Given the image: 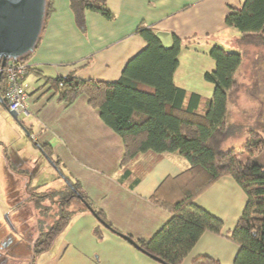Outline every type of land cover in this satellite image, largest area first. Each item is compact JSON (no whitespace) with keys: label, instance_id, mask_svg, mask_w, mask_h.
Returning <instances> with one entry per match:
<instances>
[{"label":"crops","instance_id":"0c3cea01","mask_svg":"<svg viewBox=\"0 0 264 264\" xmlns=\"http://www.w3.org/2000/svg\"><path fill=\"white\" fill-rule=\"evenodd\" d=\"M242 3L243 0H106L112 17L86 10L80 26L70 0H53L40 39L27 58L31 70L22 79L27 87L23 101L25 124L31 129V134L26 135L33 143L31 151L27 146L25 155L22 149L14 148L13 154L8 149L12 147L7 144L13 125L0 95V184L7 182L1 177L6 175L12 184L8 197L12 200L20 189L27 197L24 185L34 175L35 162L45 160L63 185L66 176L77 180L113 228L134 240L150 239L171 217L167 209L151 201L152 195L162 184L163 195L170 194L174 187L169 185L170 179L188 170V160L176 151H146L130 163L128 179L120 181L124 155L121 137L101 120L100 110L89 105L86 94L78 95L70 104L60 102L50 82L69 74L83 80H118L126 63L146 46L138 28L148 27L165 46H170L175 37L181 41L174 84L210 96L211 84L205 92L198 88L204 84V72L214 68L210 48L218 44L244 54L252 46H237L240 34L225 23L228 12ZM37 144L51 146L52 156L59 160L65 174ZM24 175L29 180H24ZM135 178L138 180L129 186ZM193 202L218 217L222 227L218 233L205 231L181 264H193L202 256L219 264H234L238 245L230 233L246 204L245 192L231 176L223 175ZM14 207L19 209L21 205ZM71 210L67 225L51 246L38 254L35 264H163L109 230L84 207L73 203ZM13 212L14 224L7 229L0 226L1 246L10 264H28L31 254L27 249L33 242L28 233L33 228L25 226L23 214ZM33 231L36 238L37 230ZM22 243L27 245L24 252L19 250Z\"/></svg>","mask_w":264,"mask_h":264},{"label":"trees","instance_id":"16d2710c","mask_svg":"<svg viewBox=\"0 0 264 264\" xmlns=\"http://www.w3.org/2000/svg\"><path fill=\"white\" fill-rule=\"evenodd\" d=\"M52 3L53 0H46L42 30ZM70 7L80 26L86 10L112 17L106 0H70ZM225 23L240 34L235 41L237 46H264V0H243L240 8L228 12ZM137 32L146 46L126 63L118 80H83L69 74L50 82L60 102L70 104L78 95L86 94L89 105L100 110L101 120L121 137L124 155L120 163V181L128 179L130 163L146 151L158 154L176 151L188 160V170L170 179L169 185L174 186L171 193L164 196L162 184L151 198L167 209L171 217L150 239H133L135 246L163 264H181L205 231L220 232L222 221L193 200L218 178L228 175L246 194L242 214L230 233V238L238 245L234 264H264V165L258 158L264 151V121L259 129L248 131L239 151L233 147L224 148L236 127L229 120L228 103L230 92L239 84L237 73L243 63V52L218 44L210 48L208 53L214 68L203 74L204 80L212 85L211 95L206 96L173 82L181 48L178 38L165 46L151 28L139 27ZM30 54L15 60L27 61ZM29 70L30 65L27 72ZM0 73V95H3L4 69L1 65ZM3 102L7 106L4 99ZM25 127L31 130L26 124ZM37 146L57 170L64 173L59 160L52 156L51 146ZM240 151L246 153L244 160L238 155ZM65 180L63 188L58 190L38 191L25 185V200L33 202L36 209L41 208L43 216L52 217L46 228L38 221L40 225L31 243L28 264H35L38 254L47 250L67 225L73 213L70 207L75 202L103 221L109 230L122 236L106 221L102 210L92 204L77 180L67 176ZM137 180L133 179L128 185ZM45 200L49 202L47 206L42 205ZM193 264L219 263L202 256Z\"/></svg>","mask_w":264,"mask_h":264},{"label":"rangeland","instance_id":"374dc122","mask_svg":"<svg viewBox=\"0 0 264 264\" xmlns=\"http://www.w3.org/2000/svg\"><path fill=\"white\" fill-rule=\"evenodd\" d=\"M237 78L239 84L237 88H234L230 92L228 103V106L230 108L229 120L230 122L234 123L236 127L233 130V135L227 138L224 148L227 149L233 147L239 151L240 147L246 140L248 131L251 129H259V125L264 121V46L252 45L250 50L244 52L243 63L239 68ZM208 83L209 82H206L204 80V84H202L203 86L198 87L199 90H203L205 92L207 90L205 88L210 85V83ZM26 117L27 115L23 118L17 117V120H15L12 115L10 116V118L12 119L13 127L11 129V135L8 138V141L10 142L7 145L12 146L8 147L11 154H13L14 148L18 150L22 149L23 155L27 153V146L30 147V151L32 150L31 147H33V143L31 137L26 135L24 128L19 123L21 121L26 123ZM6 125L7 129V122ZM22 125L25 126V124ZM1 131L2 128L0 124V136L1 134H3L1 133ZM27 141L30 144H27ZM239 155L241 159L244 160L246 153L244 151H240ZM258 158L261 164L264 165V151L259 154ZM42 162L41 164L35 162L37 168L35 171L33 170L34 175L32 178H30V180L24 175V180L27 179L30 181V183H25V185L27 187L28 185L32 188L34 187L38 191L61 189L64 185L58 173L45 160H42ZM22 171L23 169L21 170V172ZM1 177L5 178L7 182L0 184V226L7 229L10 223L13 225V222L15 220L13 211L17 210L18 213L23 214L25 218V226L30 227V230L32 228L37 230L38 225H40L41 222L43 223V228H46V226H48V223L51 222L52 217L48 215L43 216V214L41 213V208L36 209L33 202L26 201V195H22L21 189L17 194H13L14 198L11 200L10 197H8V193L12 188V184L8 182V177L6 175L2 174ZM48 204L49 202L47 200L42 203V205L44 206H47ZM74 204L78 203L75 202ZM17 205H21V208L17 209L18 207H14ZM29 210L31 211L30 214ZM38 221H40V223H38ZM33 229L30 233H28L31 236L29 237V240L35 239V231H33ZM1 234L3 233L1 232L0 235ZM14 234L18 236L20 235V232H15ZM1 243L3 244V242H0V264H10L6 259V256L9 255L5 254ZM22 244V246L20 247L23 248H20L19 250H22L24 252V247H26L27 245H25V243ZM27 250L28 253L30 252L31 254V248H28Z\"/></svg>","mask_w":264,"mask_h":264},{"label":"water","instance_id":"95a60500","mask_svg":"<svg viewBox=\"0 0 264 264\" xmlns=\"http://www.w3.org/2000/svg\"><path fill=\"white\" fill-rule=\"evenodd\" d=\"M45 10L46 0H0V65L2 68L7 61L19 59L33 52L43 27ZM0 101H2L1 96ZM9 113L17 120L13 112L9 110ZM19 123L29 135L28 129L21 122ZM46 157L49 159L48 156ZM63 179L65 180V177ZM86 206L91 209L87 203ZM101 223L106 226L103 221ZM121 235L134 246L136 245L130 236L122 233Z\"/></svg>","mask_w":264,"mask_h":264},{"label":"built area","instance_id":"2783aa9c","mask_svg":"<svg viewBox=\"0 0 264 264\" xmlns=\"http://www.w3.org/2000/svg\"><path fill=\"white\" fill-rule=\"evenodd\" d=\"M28 61L9 60L4 69L3 99L8 110L17 117H25L27 111L23 106V101L27 96L26 84L22 81L27 73Z\"/></svg>","mask_w":264,"mask_h":264}]
</instances>
